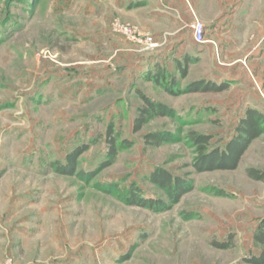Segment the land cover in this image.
<instances>
[{
  "label": "rangeland",
  "instance_id": "obj_1",
  "mask_svg": "<svg viewBox=\"0 0 264 264\" xmlns=\"http://www.w3.org/2000/svg\"><path fill=\"white\" fill-rule=\"evenodd\" d=\"M115 2L0 0V264H246L263 215L255 206L264 202L246 171L264 172V135L238 169L195 173L187 134L210 135V149L223 147L243 110L211 102L223 94L170 95L117 72L122 63L108 57L115 45L130 46L110 24L131 23ZM137 88L174 113L134 133ZM109 125L119 150L101 169ZM151 133L171 139L151 145L144 138ZM83 145L75 175L53 170ZM157 169L191 180L193 189L171 204L149 181ZM132 188L164 208L125 203Z\"/></svg>",
  "mask_w": 264,
  "mask_h": 264
},
{
  "label": "crops",
  "instance_id": "obj_2",
  "mask_svg": "<svg viewBox=\"0 0 264 264\" xmlns=\"http://www.w3.org/2000/svg\"><path fill=\"white\" fill-rule=\"evenodd\" d=\"M114 9L124 21L138 25L159 44L151 51H141L130 43L129 48L115 45L108 61L122 63L115 68L117 72L129 71L133 81L144 85H155L152 77L158 69L178 79V85L197 80L225 84V91L204 94H223L222 99L211 102L227 109H242L240 119L250 108L264 114V102L257 92V87L264 89V0H116ZM196 18L205 24L207 42L203 45L192 39L190 27ZM102 32L108 35L106 30ZM184 68L187 74L182 78ZM259 139L250 143L238 165ZM246 176L262 187L264 200V179L254 180L247 171ZM255 207L263 213L258 218H264V202ZM249 245L258 256L259 249L251 241Z\"/></svg>",
  "mask_w": 264,
  "mask_h": 264
},
{
  "label": "trees",
  "instance_id": "obj_3",
  "mask_svg": "<svg viewBox=\"0 0 264 264\" xmlns=\"http://www.w3.org/2000/svg\"><path fill=\"white\" fill-rule=\"evenodd\" d=\"M187 74L186 68L182 69L181 77L184 78ZM155 85L161 86L164 91L170 95H181L183 93H207V92H222L228 86L225 84L215 85L205 80H197L184 86L180 89L178 79L171 74H168L164 69H158L157 73L152 77ZM177 89V90H176ZM139 95L141 106L137 108V117L133 122V132H139L144 125L150 120L157 117H171L174 113L169 107L151 100L144 95L140 90L136 92ZM234 137L229 142L225 143L223 147H215L210 149L209 144L212 140L210 135L197 134L189 132L187 139L190 145L196 151V157L193 159L192 167L195 173L215 172V171H229L236 170L238 163L246 152L250 143L264 135V114L260 111L250 108L247 109L244 117L239 120L235 129ZM147 143L159 146L164 142H168L171 138L162 133H151L144 136ZM106 143L108 148L107 156L109 160L102 164L99 168L104 169L108 167L117 155L119 146H117L112 125L107 127ZM88 149L87 145L77 147L66 155L64 162H55L52 164L53 170L62 176H73L76 173V166L79 157ZM247 174L254 180H263L264 172L260 173L255 169H248ZM89 176V175H88ZM87 176V177H88ZM150 183L157 188L163 190L169 198L171 204H176L180 198L193 189V183L188 179H181L179 177H172L170 173L165 170H155L150 178ZM216 195L223 196V193L217 191ZM125 203L142 208H147L153 211H161L164 204L161 201L146 200L140 194V190L132 188L126 195L122 196ZM252 233V245L259 249L258 256L250 255L249 258H244L246 264H264V218L258 221L257 226ZM216 249H230L231 246L225 243H213Z\"/></svg>",
  "mask_w": 264,
  "mask_h": 264
},
{
  "label": "built area",
  "instance_id": "obj_4",
  "mask_svg": "<svg viewBox=\"0 0 264 264\" xmlns=\"http://www.w3.org/2000/svg\"><path fill=\"white\" fill-rule=\"evenodd\" d=\"M192 39L195 44L203 45L207 41L204 38L205 24L199 19H194L191 25ZM111 33L122 37L128 43L136 46L141 51H151L156 49L159 44L148 33L141 30L138 26L123 23L115 19L110 24ZM260 100L264 102V89L257 87ZM5 264H11L10 261Z\"/></svg>",
  "mask_w": 264,
  "mask_h": 264
}]
</instances>
